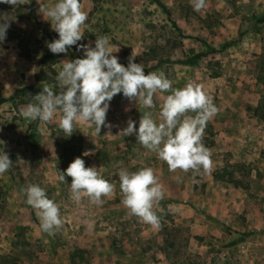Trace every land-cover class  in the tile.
I'll return each mask as SVG.
<instances>
[{"label": "rangeland", "instance_id": "374dc122", "mask_svg": "<svg viewBox=\"0 0 264 264\" xmlns=\"http://www.w3.org/2000/svg\"><path fill=\"white\" fill-rule=\"evenodd\" d=\"M12 93L0 264H264V0H0Z\"/></svg>", "mask_w": 264, "mask_h": 264}, {"label": "crops", "instance_id": "0c3cea01", "mask_svg": "<svg viewBox=\"0 0 264 264\" xmlns=\"http://www.w3.org/2000/svg\"><path fill=\"white\" fill-rule=\"evenodd\" d=\"M230 124L231 126L234 125L233 123ZM237 127L240 128L239 125ZM233 134L234 132L231 131L230 136H232ZM254 135L256 137V140H254V144L250 145V148H248V142L243 139L242 142L238 144V146L242 147L244 152L232 157L235 161L243 162L244 164H248L249 161L252 162L250 163V165L253 166H250L251 168L247 169L249 177L254 176L256 170L261 172L264 169V117L262 119H259L256 123ZM187 221L190 222V218Z\"/></svg>", "mask_w": 264, "mask_h": 264}, {"label": "trees", "instance_id": "16d2710c", "mask_svg": "<svg viewBox=\"0 0 264 264\" xmlns=\"http://www.w3.org/2000/svg\"><path fill=\"white\" fill-rule=\"evenodd\" d=\"M158 4L160 5L159 2H158ZM178 31H180V30L178 29ZM226 45H227V44H223V46H226ZM213 51H215L214 48H212V47H208L206 50L196 52V53L192 54L190 57H188V58H186V59H183V60H176V61H174V62L183 63V64H191V63H194L198 58H200V57H202V56H205V55H207L209 52H213ZM45 55H46V54H45ZM70 57H71V60H72L73 64H74V65L76 66V68L78 69V72H79L84 78L91 80V83L89 84L88 89H91L93 86L99 85L100 82H97V83L92 82L91 77L88 76L86 73H84V72L82 71V68L80 67V64H79V62H78V60H77V56H76L75 54L71 53V54H70ZM167 61H168V60H167ZM38 91H42V92H45V93H48V94L56 95V93H55L53 90H51L50 88H43V89H42V88H38ZM80 91H81L80 89H75V90H68L67 92H68L69 94L74 95V94L79 93ZM13 95H14V94L12 93V94H10L8 97H5V98L0 99V102H3V101H7V100L12 99V98H13Z\"/></svg>", "mask_w": 264, "mask_h": 264}]
</instances>
